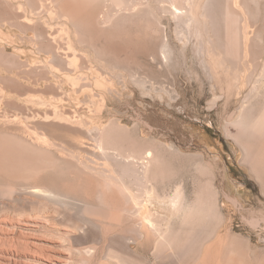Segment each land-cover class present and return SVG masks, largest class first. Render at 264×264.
I'll use <instances>...</instances> for the list:
<instances>
[{
	"label": "rangeland",
	"instance_id": "1",
	"mask_svg": "<svg viewBox=\"0 0 264 264\" xmlns=\"http://www.w3.org/2000/svg\"><path fill=\"white\" fill-rule=\"evenodd\" d=\"M122 1L132 11L103 24L110 5L0 0V138L63 162L29 185H51L68 202L0 187V264H119L123 248L142 264H167L182 245V262L170 264H264V165L245 152L264 154V133L249 126L264 108V0ZM99 136L121 153L135 143L159 154L157 193L177 182L187 206L206 197L214 209L197 217L202 232L185 239L183 228L155 256V237L133 228L141 218L123 213L120 183L100 174L116 166Z\"/></svg>",
	"mask_w": 264,
	"mask_h": 264
},
{
	"label": "bare ground",
	"instance_id": "2",
	"mask_svg": "<svg viewBox=\"0 0 264 264\" xmlns=\"http://www.w3.org/2000/svg\"><path fill=\"white\" fill-rule=\"evenodd\" d=\"M84 1H88L90 3H100L103 6L105 5L106 7H108V5H110L111 8H109V7L108 8L112 9V14H109V12L104 13L103 10L101 11V14L103 16V19H101L102 20L101 22L103 24L110 22V20L113 18L112 16L117 17V15L119 16V14H121L120 16H123V14L124 15L127 14L126 12L132 11L131 9L133 8V4H125L122 0H84ZM172 3L173 2L171 1V4H169L170 5L169 10H172L171 14H173V13L175 14V11H178L179 9L175 6V4H172ZM179 4H177V5L179 6ZM166 10L168 11V8ZM115 12H116V15L113 14ZM168 12H170V11H168ZM176 16L177 15H175V17ZM181 16H178V17H181ZM131 17H132V15H131ZM187 20H188V18H187ZM188 21H190V19ZM184 22H187V21L184 20ZM166 44H167V42H166ZM165 48L167 49L168 47H166V45H163V46L161 45V49H160L161 52L160 53H162L164 55L163 56L164 59L167 56V53L165 55V52H166ZM239 118L240 119L238 121L241 122V123H239V125H241L244 117H239ZM241 118H243V119H241ZM250 125L256 131V133L257 132L262 133V134L264 133V108L262 109L261 113L251 122V124H249V126ZM4 136L5 137L0 138V178L4 183H6V184L2 185L3 182L1 181L2 184H0V187H1L2 193H5V191H9V189H10V192H12V193L17 192V193L22 194V193L26 192V193H29L31 196L35 197V198L32 197L33 199L38 198L40 200H47V201L52 202V204L54 203V204H57V205H60L63 207L64 206L67 207V205H68V202L66 201L67 198H64L62 195L60 196V194L56 193L57 191L56 192L53 191L50 187L51 185L50 186L48 185V187L46 185L45 186H34V187H33V185H29V183H31L32 180L41 177L42 174H43V176H45L47 174V176H45V177H48V174H51L53 176H54V174H57L59 171H61L60 165L63 162L58 163L59 160H55L51 156H49L50 155L49 152H46L43 150L40 151L38 149H33L31 147H22V145H20L19 143L11 141L8 137H6V135H4ZM114 136H111V137L113 138ZM99 137L97 139L95 138L99 151L101 152L103 157H104V155H106L108 157V160L110 159V161H112V163H115L114 166H116L115 168L113 167L116 170H112V171L110 170V171L106 172V168H104L105 171L103 170L100 174H102L105 177L107 182L120 183L119 188H121V191L124 193L123 196L125 195L126 202H127L126 204L129 203L128 208L126 206V208L123 209V213L125 214V217L129 221H130V219H135V217H138V216L141 218L142 224L141 225H140V223L138 225L135 224L137 226H134L133 228H136L135 231L137 233L138 239H140V240H145L144 234L141 232L142 227H145L147 229V232L152 234L153 237H155V239H154L155 240L154 241L155 253H156L155 256L157 255L159 258L162 257L161 259H163L165 257L164 256L165 253L169 250H172V246L174 243L173 237L179 236L182 233L181 230L183 228L185 229L186 227H190L189 231L186 230L187 234H185V232H184V234L186 235V237L184 235L185 239H188V237H191V235H199L202 232V229L200 227H199L200 230L196 228L197 227L196 223L198 222L197 217L203 216V215H201L202 213H206L208 215V217L210 216L212 218L213 217V209H214L213 207L211 208L209 206V203H208V205H206V202L204 201V200H206L205 199L206 197L204 198L202 195V197L204 198L203 201L197 200L198 202L194 203L195 202L194 201L193 205L187 206L186 201H185L184 191H183L184 186L182 187V185H180V183H177V182H175L176 186L174 187V189L171 193L167 194L164 192L162 194L160 193L161 194L160 195L159 193H157L155 186H153V183H152L153 180L155 182L156 178L159 177L158 175L162 174V173L158 174L156 172L154 173L155 170L154 171L152 170V168L154 169V167H152V164L158 161L159 157L157 155H159V154L156 155L155 154L156 152L153 151L152 148H147L145 150H143L141 147H137V148L135 147L134 148L133 145L135 143L132 145L131 143H133V141L130 138H129V140H131L130 144L132 146L131 149L129 147L130 151L129 152L127 151L128 153H126V151H125V153H121L118 151L117 147L113 143L114 139H111L109 136H106L104 138L103 137L99 138ZM263 137H264V135H263ZM42 141H44V142L46 141L45 143L42 142L44 144L47 143V145L45 147L54 146V145H50L48 143V140H46V139H43ZM116 141H117V139H116ZM123 144H125V143H123ZM127 145H129V144H127ZM136 145H138V144H136ZM120 146H121V144H120ZM124 147H126V146H124ZM121 150L123 151V148H121ZM250 151L251 152L253 151V153H251ZM256 151H257V153H255L254 149L253 150H247V151L245 150V152H250L249 159H251V156L255 157V159L257 160V162H256L257 166L259 164L264 165V154L259 155L257 148H256ZM72 157H74V156H72ZM104 158H106V157H104ZM71 160H72V158H71ZM108 160L105 159V161H108ZM85 168H86V166H85ZM157 169H158V167H157ZM63 170H65V169H63ZM105 172L106 173L109 172V173L107 175H104L103 173H105ZM160 172L161 171L159 170V173ZM162 179H163V177H162ZM126 180L128 181V183H130V185H127L125 183ZM8 181L21 183V185L16 187V189H14V188L9 187V185L7 184ZM178 181H180V180H178ZM131 184H133V187H135L134 189H132L130 187ZM108 185H109V183H108ZM167 185H166V187H167ZM117 188H118V186H117ZM203 189H204V187L203 188L201 187L202 192H203ZM21 194H19V196ZM200 194H198V195L200 196ZM16 195H18V194H16ZM209 197H208V199H210ZM69 199L71 200L72 198H69ZM31 201H32V199H31ZM121 201H122V199H121ZM32 202L35 203V201H32ZM32 202H30V203H32ZM70 203H72V202L70 201ZM72 205H74V204H72ZM78 206H79V204H78ZM87 206H89V205H87ZM69 207H70V205H69ZM72 210H73V208H72ZM66 211H68V210H66ZM207 215H205L203 217L205 218ZM122 218L123 217H121V219ZM177 222H179V224H180L179 231H176V230L173 231L174 229H172V225L174 223H177ZM90 225H91V223H90ZM173 227H174V225H173ZM85 228H87V227H85ZM205 228L206 227H204V229ZM147 236H148V234H147ZM207 239H209V238H207ZM146 242H148V241H146ZM184 248H185V246H183V245L179 246V248L176 247L173 254H170L169 257L166 256L165 259H168L167 261L169 264H170V257L171 256H172V258H173V256H174V258L176 257L177 262L180 261L181 258H184L183 256L185 255V253H184L185 249ZM120 249H122V248H120ZM125 249H126V251H128V248H125ZM125 249L123 248L122 250H120V252L117 251L118 253H121L122 251L124 252V253H121L120 256L118 255L119 261L118 260L117 261L119 262V264H142L141 263L142 259L140 261L134 259L133 258L134 256L132 257L130 255V253H132V251L130 252V249H129V251H128L129 253L128 252L126 253ZM135 256H137V255H135ZM161 259H158V260L160 261ZM204 259H205V257H204ZM182 260L180 262H182ZM145 262H144V264H145Z\"/></svg>",
	"mask_w": 264,
	"mask_h": 264
}]
</instances>
